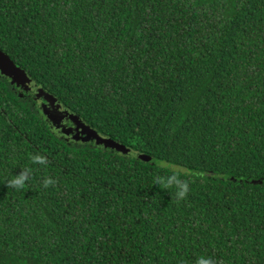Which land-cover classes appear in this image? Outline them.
<instances>
[{
	"label": "trees",
	"instance_id": "trees-1",
	"mask_svg": "<svg viewBox=\"0 0 264 264\" xmlns=\"http://www.w3.org/2000/svg\"><path fill=\"white\" fill-rule=\"evenodd\" d=\"M0 49L151 158L0 72V264H264V0H0Z\"/></svg>",
	"mask_w": 264,
	"mask_h": 264
},
{
	"label": "water",
	"instance_id": "water-1",
	"mask_svg": "<svg viewBox=\"0 0 264 264\" xmlns=\"http://www.w3.org/2000/svg\"><path fill=\"white\" fill-rule=\"evenodd\" d=\"M0 72L4 75H7L11 78V80L17 85L23 86L26 90H28L29 85L31 84V80L26 74V72L17 66L3 51L0 49ZM81 122V121H80ZM82 127L83 139L91 140L94 139L97 143L103 144L104 146H108L114 150H119L124 152L125 154H130L138 159L149 161L151 158L144 154L131 150L130 148L120 144L113 139L104 137L103 135L98 134L89 126L84 123H80L79 125ZM65 134H69V132L63 131ZM78 135H73V138L76 139Z\"/></svg>",
	"mask_w": 264,
	"mask_h": 264
},
{
	"label": "rangeland",
	"instance_id": "rangeland-1",
	"mask_svg": "<svg viewBox=\"0 0 264 264\" xmlns=\"http://www.w3.org/2000/svg\"><path fill=\"white\" fill-rule=\"evenodd\" d=\"M31 89L35 95L39 107L41 108L47 119H52L57 127L65 132H69V136L73 137V135H78L76 140H85L83 139V136L85 134H82V127L79 126L81 122L75 116L70 114L69 111L65 107H63L56 99L42 91L40 88L29 85L28 90ZM70 118L71 121H74L75 124H71L69 125L70 127L67 128L66 123ZM63 124H65V126H63Z\"/></svg>",
	"mask_w": 264,
	"mask_h": 264
},
{
	"label": "clouds",
	"instance_id": "clouds-1",
	"mask_svg": "<svg viewBox=\"0 0 264 264\" xmlns=\"http://www.w3.org/2000/svg\"><path fill=\"white\" fill-rule=\"evenodd\" d=\"M34 160L37 162H43V158L40 156H36L34 157ZM26 179V177L24 175H20L17 176L15 178H13L9 183L15 187H20L23 186L24 180ZM45 186H47L48 184L52 183L51 180H45ZM198 264H210V261L204 258L199 259Z\"/></svg>",
	"mask_w": 264,
	"mask_h": 264
},
{
	"label": "flooded vegetation",
	"instance_id": "flooded-vegetation-1",
	"mask_svg": "<svg viewBox=\"0 0 264 264\" xmlns=\"http://www.w3.org/2000/svg\"><path fill=\"white\" fill-rule=\"evenodd\" d=\"M48 120H49V118H48ZM55 127H57L55 124H54V122L52 121V119H50L49 120ZM71 124H75L74 123V121H71V118L70 119H68L67 120V123H66V127L68 128V127H70L69 125H71ZM63 126H65V124H63ZM58 129H60L59 127H58ZM61 130V129H60ZM63 131V130H62Z\"/></svg>",
	"mask_w": 264,
	"mask_h": 264
}]
</instances>
